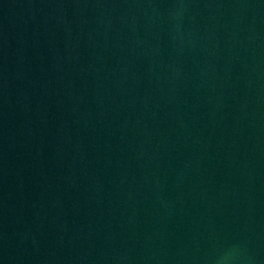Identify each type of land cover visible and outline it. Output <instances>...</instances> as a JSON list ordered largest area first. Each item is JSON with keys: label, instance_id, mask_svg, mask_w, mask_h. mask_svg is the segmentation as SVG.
<instances>
[{"label": "water", "instance_id": "1", "mask_svg": "<svg viewBox=\"0 0 264 264\" xmlns=\"http://www.w3.org/2000/svg\"><path fill=\"white\" fill-rule=\"evenodd\" d=\"M0 264H264V0H0Z\"/></svg>", "mask_w": 264, "mask_h": 264}]
</instances>
